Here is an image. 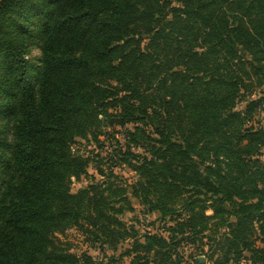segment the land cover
<instances>
[{"label": "trees", "instance_id": "16d2710c", "mask_svg": "<svg viewBox=\"0 0 264 264\" xmlns=\"http://www.w3.org/2000/svg\"><path fill=\"white\" fill-rule=\"evenodd\" d=\"M263 113L264 0H0V264H264ZM89 136L162 232L119 218L124 186L72 192Z\"/></svg>", "mask_w": 264, "mask_h": 264}, {"label": "rangeland", "instance_id": "374dc122", "mask_svg": "<svg viewBox=\"0 0 264 264\" xmlns=\"http://www.w3.org/2000/svg\"><path fill=\"white\" fill-rule=\"evenodd\" d=\"M41 39L33 40L30 48L29 58L35 64H39L42 51L40 49ZM259 120L264 126V113L259 116ZM118 138H121L118 136ZM101 141L104 140L102 137ZM117 144L116 139L112 138L107 143V147H101V143L95 141L94 138L89 136L86 139H78L73 145V154L89 160L87 175L82 176L80 180L74 181L72 185V192L77 193L83 187L89 184H113L115 186H124L127 189L129 203L121 202L120 198H116L114 206L122 208L123 213L119 218L129 227L134 228L133 232L141 234L143 232L157 233L162 232L163 224L159 220V214L148 213V209L140 205L139 201L133 197L132 185L137 180V176L126 166H114L112 158L108 157V153H112ZM99 154V155H98ZM114 154V153H113ZM110 160V161H109ZM108 162H111L108 163ZM58 239L63 242L73 253L81 255L87 253L97 260L106 261L110 256L119 257L122 253V244L118 247L111 246L110 244L101 243L105 242L104 237L102 241L92 244L86 241V236L82 234L79 228H72L65 233L57 235ZM258 245L264 248V242H258ZM186 256L185 264H213L210 260V249L207 247L205 253L207 257L201 255L195 258L196 248L187 246L183 249ZM192 254L194 257H189ZM130 259L125 257L123 260L118 261V264H129Z\"/></svg>", "mask_w": 264, "mask_h": 264}]
</instances>
